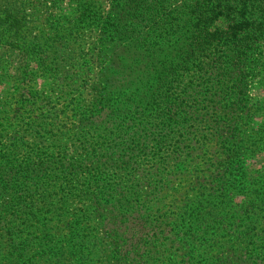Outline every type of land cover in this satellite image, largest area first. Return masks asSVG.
<instances>
[{"label": "trees", "instance_id": "16d2710c", "mask_svg": "<svg viewBox=\"0 0 264 264\" xmlns=\"http://www.w3.org/2000/svg\"><path fill=\"white\" fill-rule=\"evenodd\" d=\"M118 2L132 10L118 18L124 27L142 26V43L125 62L132 73L124 80L136 92L144 89L141 98L132 93L117 109L100 92L91 114L71 134L46 119L22 118L18 123L24 129L17 130L18 123L8 121L13 111L9 101L0 97V264L231 261L227 256L215 262L218 258L209 251L211 243L227 237V227L220 232V222L215 225L202 216L211 217L206 204L215 210L225 203L219 198L229 199L215 175L223 173L225 179L243 169L251 154L264 153V121L250 135L247 121L250 105H258L260 112L264 100L246 104L251 84L263 85L257 69H264V0ZM125 56L117 59L122 71ZM120 75L111 73L110 79ZM171 112L190 117L172 123V116L164 118ZM200 123L210 127L196 138ZM48 127L55 132L41 131ZM183 128L193 129L179 132ZM239 137L250 143L251 154L237 146ZM199 161L214 171L211 176L222 191L206 195L202 183L188 186L198 203L206 201L203 211L196 212L187 190L176 194L172 183L174 172ZM166 190L180 197L181 206L190 207L174 217V211L162 212L168 202L175 210L176 199L169 200ZM248 194L264 204V193L253 189ZM230 211L231 216L247 213L242 206ZM210 229L215 230L212 235ZM261 232L244 221L224 243L249 245L264 239ZM243 255L236 258L245 260Z\"/></svg>", "mask_w": 264, "mask_h": 264}, {"label": "rangeland", "instance_id": "374dc122", "mask_svg": "<svg viewBox=\"0 0 264 264\" xmlns=\"http://www.w3.org/2000/svg\"><path fill=\"white\" fill-rule=\"evenodd\" d=\"M118 1L0 0V97L8 100L7 106H11L13 110L8 119L10 124L14 125L22 118L24 122L46 119L49 122L55 121L56 129L74 134L78 132L76 128L82 117L91 114L96 97L100 98V92L106 97L105 103L112 104L117 109L132 93L141 98L144 89L139 88V92H136L130 84L124 83V80L132 73L125 67V62L137 55L136 44L142 43L138 32L142 26L132 27V31L124 27L123 21L118 18L123 17V14V18H126L132 10H127ZM127 44L130 47L125 49ZM115 49L117 56L114 55ZM122 54L126 55L122 60L125 71L117 67V59ZM260 57V64H264V40L260 46ZM257 70H261L259 75L263 78V85L251 84L246 104L264 100V69L260 67ZM114 72L121 75L111 80L110 74ZM260 76L255 80H259ZM106 80L108 85L104 87ZM257 106L250 105V113L247 115L249 135L253 133L251 128L264 121L261 117L264 115V109L258 112L255 110ZM174 113L171 112L164 118L172 116L173 123L178 117H190L184 113L174 116ZM201 123L198 125L196 138L199 131L204 134V127H210V124L203 127ZM39 125V122L34 123V128L38 130ZM16 129L22 130L24 127L18 123ZM192 129L183 128L179 132L184 133ZM41 131L55 132L50 127ZM241 138L237 139V146H241L240 150L247 155L251 154L253 149L250 143H241ZM28 140L32 139L28 136ZM263 164L264 153L256 151L247 158L243 169L233 170L225 179L223 173L215 175V178H219L226 186L223 189L224 194H230L229 199H218L225 203L215 210L211 208V204H206L205 200L198 203L193 193L187 190L188 186L197 187L198 183H202L200 188L206 195L221 192V184L215 182L211 176L214 172L212 169L207 171L204 169L207 166L199 161L197 164H185L187 171L174 172L172 185L176 194H183L187 190L188 197L192 199L194 206L198 207L196 212L203 211L201 206L206 204V213H210L211 217H202L209 222L213 220L215 225L220 222V232L227 227V237L211 243L210 254L218 258L214 259L215 262H222L227 256H231L229 264H264V239L249 245L247 242L224 243L233 231L240 230L244 221L249 228H255L256 232L262 230L260 234L264 235V204L256 201V194H248L253 189L258 190L260 194L264 193L261 191L264 190ZM211 181L214 182L210 184ZM166 191L169 200L176 199L175 210H172L171 203L168 202L162 212L174 211V217L190 207L185 204L181 206L180 197L171 190ZM77 206L80 207V203ZM240 206L246 208L247 213L231 216L230 208L234 211ZM254 210L258 216L254 215ZM164 223L168 228L171 227L169 221ZM133 232L134 229H131L129 234L132 235ZM214 232V229L209 230L211 235ZM192 242L198 245L196 241ZM243 247L244 251L240 250ZM240 254H245L243 256H246V259L236 258Z\"/></svg>", "mask_w": 264, "mask_h": 264}]
</instances>
